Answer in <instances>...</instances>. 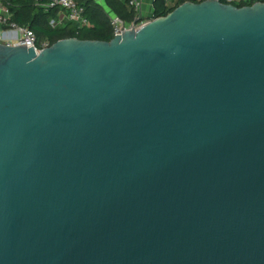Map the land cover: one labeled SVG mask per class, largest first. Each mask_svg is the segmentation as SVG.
I'll return each mask as SVG.
<instances>
[{"label": "water", "instance_id": "water-1", "mask_svg": "<svg viewBox=\"0 0 264 264\" xmlns=\"http://www.w3.org/2000/svg\"><path fill=\"white\" fill-rule=\"evenodd\" d=\"M0 264H264V1L0 43Z\"/></svg>", "mask_w": 264, "mask_h": 264}, {"label": "trees", "instance_id": "trees-1", "mask_svg": "<svg viewBox=\"0 0 264 264\" xmlns=\"http://www.w3.org/2000/svg\"><path fill=\"white\" fill-rule=\"evenodd\" d=\"M74 1L84 8V15L90 21L91 26L78 28L69 20L51 26L50 20L55 19L61 9L57 7L44 9L37 5L35 0H1L8 8L7 24L15 23L30 28L36 35L38 43L48 40L49 44H53L59 39L72 37L108 41L113 37L112 26L109 22L110 15L118 16L125 23L131 22L135 16L134 10L129 5L130 0ZM183 1L179 0L180 3ZM219 1L226 2V0ZM250 4L252 3L248 2L246 5ZM234 5L243 6L241 3H234ZM172 9L165 6V0H152L151 17L164 16Z\"/></svg>", "mask_w": 264, "mask_h": 264}, {"label": "built area", "instance_id": "built-area-1", "mask_svg": "<svg viewBox=\"0 0 264 264\" xmlns=\"http://www.w3.org/2000/svg\"><path fill=\"white\" fill-rule=\"evenodd\" d=\"M191 1L199 2L202 0ZM257 1L262 0H226V3H241L243 5H246L248 2L254 3ZM35 2L37 5L41 6L44 9L54 7L61 9V11H59V13L57 14V17L50 20L51 26L60 24L64 20L73 22L78 28L91 26L90 21L84 15V8L74 0H35ZM178 3L181 4L182 2L180 3L179 0H165V6L168 9L176 7L177 5H179ZM129 5L135 12L134 19L131 22L125 23L118 16H109V22L112 26L113 36L120 35L121 32L123 33V31L131 28L136 29L145 21H147L144 20V17H142V0H130ZM8 16V8L0 0V43L7 45L25 44V47H32L36 53L51 45L49 44L48 40H44L38 43L37 37L34 32L26 26H19L15 23L7 24ZM151 18L152 17L150 15L149 19Z\"/></svg>", "mask_w": 264, "mask_h": 264}, {"label": "crops", "instance_id": "crops-1", "mask_svg": "<svg viewBox=\"0 0 264 264\" xmlns=\"http://www.w3.org/2000/svg\"><path fill=\"white\" fill-rule=\"evenodd\" d=\"M141 11H142V17L145 18L144 20H148L152 13V0H142Z\"/></svg>", "mask_w": 264, "mask_h": 264}]
</instances>
